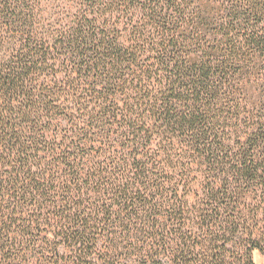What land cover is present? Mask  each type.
Listing matches in <instances>:
<instances>
[{"label": "trees", "instance_id": "1", "mask_svg": "<svg viewBox=\"0 0 264 264\" xmlns=\"http://www.w3.org/2000/svg\"><path fill=\"white\" fill-rule=\"evenodd\" d=\"M264 0H0V264H256Z\"/></svg>", "mask_w": 264, "mask_h": 264}, {"label": "rangeland", "instance_id": "2", "mask_svg": "<svg viewBox=\"0 0 264 264\" xmlns=\"http://www.w3.org/2000/svg\"><path fill=\"white\" fill-rule=\"evenodd\" d=\"M253 259L256 262V264H264V255H262L258 251H254Z\"/></svg>", "mask_w": 264, "mask_h": 264}]
</instances>
